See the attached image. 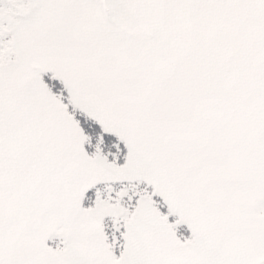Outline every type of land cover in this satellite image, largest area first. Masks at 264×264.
<instances>
[{
    "label": "snow or ice",
    "instance_id": "obj_1",
    "mask_svg": "<svg viewBox=\"0 0 264 264\" xmlns=\"http://www.w3.org/2000/svg\"><path fill=\"white\" fill-rule=\"evenodd\" d=\"M0 264H264V0H0Z\"/></svg>",
    "mask_w": 264,
    "mask_h": 264
}]
</instances>
